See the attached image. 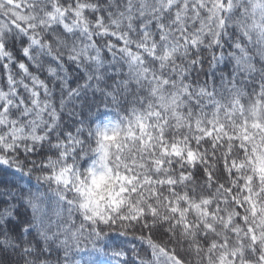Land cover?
<instances>
[{
    "label": "clouds",
    "instance_id": "1",
    "mask_svg": "<svg viewBox=\"0 0 264 264\" xmlns=\"http://www.w3.org/2000/svg\"><path fill=\"white\" fill-rule=\"evenodd\" d=\"M0 264H264V0H0Z\"/></svg>",
    "mask_w": 264,
    "mask_h": 264
}]
</instances>
